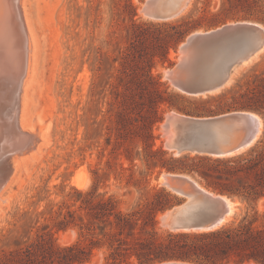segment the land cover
Masks as SVG:
<instances>
[{
  "label": "trees",
  "instance_id": "trees-1",
  "mask_svg": "<svg viewBox=\"0 0 264 264\" xmlns=\"http://www.w3.org/2000/svg\"><path fill=\"white\" fill-rule=\"evenodd\" d=\"M125 5L129 8L132 28L144 24L157 28L153 32H134L137 43L128 45L119 58L113 59L119 66L110 84L108 107L101 121L108 120L100 153L111 146L109 152L122 155L130 166L120 163V166L92 167L89 187L72 186L60 200L47 203L37 213L35 222L39 217L44 221L38 224L32 239L16 248L2 250L0 264H84L97 248L104 249L103 264L165 260L264 264V211L254 207L264 197V68L247 75L244 90L238 87L207 100L189 99L170 89L153 68L157 61H169L170 49H176L198 25V20L183 17L162 22L136 21L131 0H125ZM213 16L222 22L231 18L264 24V0L222 1L220 10ZM95 86L93 81L90 96ZM212 100L216 101L215 109L198 110ZM164 107L193 115L252 110L261 115L263 131L253 146L234 156L189 153L167 156L163 145L156 144L154 133ZM79 117V123L85 126L86 139L92 124L85 112ZM136 158L145 166H134ZM162 170L190 174L207 189L252 203L251 211L246 210L238 219L210 231H159L157 215L180 201L165 185L150 184L151 175ZM111 175L118 190H111L107 183ZM41 190L37 191L34 204L43 199ZM69 228L75 230L76 237L71 243L61 245L57 234Z\"/></svg>",
  "mask_w": 264,
  "mask_h": 264
},
{
  "label": "rangeland",
  "instance_id": "rangeland-1",
  "mask_svg": "<svg viewBox=\"0 0 264 264\" xmlns=\"http://www.w3.org/2000/svg\"><path fill=\"white\" fill-rule=\"evenodd\" d=\"M222 1L226 2L190 0L184 14L166 21L183 17L197 19L198 25L188 33L234 21L228 18L222 22L220 18L213 16L220 10ZM27 2L25 11L36 42L37 58L34 59L35 71L33 70L34 79L32 78L35 82L31 83L32 92L29 91L32 96L29 93L30 99L27 97L30 102L26 101L29 105L24 116L35 126L45 123L47 133L50 132L47 146L45 145L42 152L32 159V163L31 159L23 162L21 176L9 191L4 193L6 199L0 205V253L32 239L36 227L44 221L43 217H39V221L35 222L37 213L44 209L47 203L60 200L72 186L88 188L92 182V167L120 166V163L123 166H130L122 155L109 152L111 146L100 153L105 142L108 120L101 121L108 107L106 100L110 95V84L114 81L118 72L116 68L119 66L113 59L119 58L128 45L137 43L134 36L136 32H153L157 29L147 24L137 29L132 28L125 0H27ZM131 2L135 6L133 18L136 21L162 22L140 14L139 5L143 0ZM176 60L177 47L170 49L169 61L164 63L157 61L153 72L159 74L160 79L168 84L164 71ZM263 68L264 53L248 64L235 80L222 90L205 96L183 95L192 100H207L228 93L232 88L239 87L244 90L249 79L247 75L253 71L259 72ZM93 81H96V89L90 96L89 89ZM169 88L173 89L170 86ZM184 104L188 105V102ZM215 104L216 101L212 100L198 110L205 112L206 108L215 109ZM172 109L177 110L164 107L161 120L164 114ZM29 111L33 114L31 113L32 117L27 119ZM83 112L88 117V122L92 124L86 139L85 126L82 122L79 123V115ZM161 120L154 126L157 145H163L164 140L159 127ZM164 149L167 150V156H177L171 150L165 147ZM134 162V166H145L139 158ZM163 172L166 171L154 172L150 177V184L163 185L160 178ZM197 182L201 184L198 180ZM107 183L111 185V190H118L117 181L112 175ZM105 188L109 189L108 186ZM39 189H42L43 199L34 204ZM102 189L103 187L100 188ZM136 195L134 192V196ZM251 206L252 203L239 199V211L232 221L238 219L246 210L251 211ZM254 207L258 211H264V197L258 199ZM161 213L157 215V228L159 231H165L167 229L160 222ZM72 231L75 232L72 228L60 231L57 234L58 243L61 245L71 243L76 237ZM103 263L104 249L97 248L93 250L90 260L84 264Z\"/></svg>",
  "mask_w": 264,
  "mask_h": 264
},
{
  "label": "water",
  "instance_id": "water-1",
  "mask_svg": "<svg viewBox=\"0 0 264 264\" xmlns=\"http://www.w3.org/2000/svg\"><path fill=\"white\" fill-rule=\"evenodd\" d=\"M189 2L143 0L140 10L149 19L166 21L180 16ZM263 52L264 24L254 20L225 22L213 28L188 33L178 44L177 60L164 71V77L171 88L182 94L205 96L224 88L238 67ZM14 106L18 112L19 101ZM17 123L16 114L15 128L12 130V133H16L13 138L15 143L10 144V140L0 155V186L7 182L13 172L8 157L15 150H35L42 141L38 126H35L34 131H28L22 130ZM159 127L164 137L163 146L177 156L189 153L229 157L255 144L263 131V119L252 110L193 115L172 109L164 114ZM43 129H46L45 126ZM2 163L4 166H1ZM163 173V185L180 197L179 202L161 213L160 222L167 230L210 231L226 225L234 218L236 201L239 200L237 196L207 189L187 173ZM148 264L199 263L165 260Z\"/></svg>",
  "mask_w": 264,
  "mask_h": 264
},
{
  "label": "bare ground",
  "instance_id": "bare-ground-1",
  "mask_svg": "<svg viewBox=\"0 0 264 264\" xmlns=\"http://www.w3.org/2000/svg\"><path fill=\"white\" fill-rule=\"evenodd\" d=\"M26 2L27 0H0V155L5 149V146L9 145L10 140V144L15 143L13 138H15L16 133H12V130L13 128H15L16 114L18 115L17 125L22 130H35V124L26 120V117L24 116L26 113L25 109L26 107H28L27 105H29L26 104V101L30 99V97H28L30 94L32 96V93H30L32 91L30 89H32L31 83L35 82L34 80H32V78L34 79V59L37 58L35 57L36 42L32 34L33 31H31V27L28 21L27 12L25 11ZM188 7L189 4L180 15L184 14ZM139 12L140 14H142L140 7ZM257 58L238 67L232 75L231 81L226 86L231 84L235 80L237 75L248 64H250ZM18 101L19 113L17 112V110H15L16 108L14 106L18 103ZM29 112L30 114L28 113L29 116L27 117V119L29 117H32V112ZM39 120L41 121V118ZM44 126L46 129H43ZM38 127V131L42 140L38 144V147L35 150L24 152L15 150L12 155L8 157V164L13 166V172L7 182L0 186V205L6 199L4 193L6 191H9L13 183H15L18 180L19 176H21L20 173L23 168V162L31 159L32 163V159L37 157L38 154L42 152L43 147H45V145L47 146L48 144V133L50 131L47 133V125H43L42 123ZM2 164L1 166H4V164ZM160 178L163 184L165 182L164 173ZM236 204L237 213V211H239V200L236 201ZM262 208L263 206L261 207V209ZM233 219L234 218L230 219L227 224H229ZM72 232L73 234L75 233L74 231ZM251 263L255 264L254 262Z\"/></svg>",
  "mask_w": 264,
  "mask_h": 264
}]
</instances>
